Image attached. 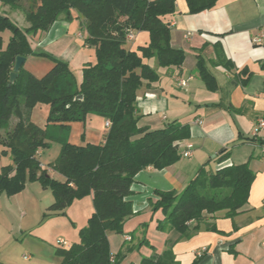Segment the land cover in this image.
Instances as JSON below:
<instances>
[{
  "label": "trees",
  "instance_id": "1",
  "mask_svg": "<svg viewBox=\"0 0 264 264\" xmlns=\"http://www.w3.org/2000/svg\"><path fill=\"white\" fill-rule=\"evenodd\" d=\"M216 2L186 0L189 14L210 10ZM0 3L13 10L23 8L28 24L21 28L8 16L0 15V146L3 147L0 155L9 153L11 158V164L0 170V196L12 197L23 191L27 183L36 182L54 197L44 217L65 216V209L73 201L91 196L93 213L79 230V242L67 249L57 248L55 253L61 258L60 264H121L125 252L110 253L108 234L126 235L123 226L135 215L132 203L127 200L133 193L134 177L147 168L163 170L174 165L181 159L182 141L190 135L188 125L175 121L160 130L138 127L137 92L144 83L150 85L158 80L157 73L145 60L155 58L162 68L179 69L184 64V51L170 45L169 23L165 20L175 11L174 0H0ZM60 18L78 21L86 34L83 45L94 49V62L83 66L80 82L66 62L44 52L35 53L32 48L33 38L48 32ZM5 31L10 32V37L3 47ZM133 31L147 32L148 44L129 50L127 36ZM18 56L40 57L52 67L38 78L26 71L23 64L11 84L9 74ZM218 58L219 62L213 65L232 68L225 58ZM196 68L207 89L216 90L214 77L202 60ZM240 74L249 76L245 69ZM80 95L82 99L77 100ZM37 105L49 108L45 128L29 120ZM90 115L110 122L104 142L79 146L64 140L54 163L49 164L64 181L53 179L36 157L38 150L49 147L45 142L47 125L65 129L70 123L84 122ZM227 157L223 153L219 162ZM254 177L247 163L223 166L214 172L202 167L180 193L154 191L156 201L149 200L148 204L152 212L160 210L164 216L156 229L174 230L181 237H188L206 217L212 219L218 212H224L227 218L234 217L247 204ZM190 222L196 223L192 230L188 227ZM205 229L216 231L213 224ZM143 244L151 247L146 240L139 242V246ZM199 258L192 264H197ZM138 264L176 263L170 250H165L160 255L143 257Z\"/></svg>",
  "mask_w": 264,
  "mask_h": 264
},
{
  "label": "crops",
  "instance_id": "2",
  "mask_svg": "<svg viewBox=\"0 0 264 264\" xmlns=\"http://www.w3.org/2000/svg\"><path fill=\"white\" fill-rule=\"evenodd\" d=\"M174 5V13L165 20L169 23L170 45L184 51V64L179 69L162 68L155 58L145 60L158 80L144 83L137 92L138 127L160 130L174 121L188 125L190 135L182 141L180 151L191 145V156L181 157L163 170L147 168L134 177L133 193L127 200L135 215L123 226L126 235L108 234L110 253L125 252L121 264H138L143 257L160 255L165 250H170L176 264H192L197 257V264H264V129L253 133L257 122L264 121V0H217L212 9L198 14H189L186 0H174ZM0 15L8 16L21 28L28 26L22 9L13 10L0 3ZM131 34L132 39L126 42L129 50L148 44L147 32ZM85 35L78 21L60 18L31 44L35 53L44 52L64 61L74 72L94 62V49L83 45ZM218 57L229 61L232 68L213 65L219 62ZM33 59L42 58L29 57L23 67L35 77H42L52 67L49 62L38 73L29 66ZM199 60L214 77L216 90L207 89L201 79L196 68ZM243 69L249 76L240 74ZM243 80L245 84L240 83ZM48 109L37 105L29 120L45 128ZM105 122L98 115H90L65 129L53 125L65 135L63 140L58 137L59 148L64 140L79 146L104 142ZM59 148L51 161H41V150L36 157L53 179L63 182V176L49 167ZM223 153L228 157L219 162ZM245 163L255 177L247 204L234 217L227 218L224 212L212 219L206 217L188 237L174 230L156 229L164 216L160 210L152 212L148 204L149 200L156 201L154 191L180 193L202 167L214 172L223 166ZM9 164V153L0 155V170ZM47 191L33 182L12 197L0 196V264H60L56 249L79 242V230L93 213L92 197L73 201L65 209V216L44 217L54 203L52 193ZM212 224L216 231H207L206 226ZM195 225L190 222L189 230ZM126 236L130 240H124ZM143 240L151 247L139 246Z\"/></svg>",
  "mask_w": 264,
  "mask_h": 264
},
{
  "label": "rangeland",
  "instance_id": "3",
  "mask_svg": "<svg viewBox=\"0 0 264 264\" xmlns=\"http://www.w3.org/2000/svg\"><path fill=\"white\" fill-rule=\"evenodd\" d=\"M23 8L26 10L27 8V2L23 4ZM22 8L23 17L25 18V13ZM20 20V19H19ZM21 21V20H20ZM10 37V32L5 31L3 34V47H5L8 44V39ZM46 64H49V61L46 59H33L29 61V66H31L34 69H37L38 73H40V69H44ZM73 72V71H72ZM76 79H81V70H76L73 72ZM48 129L45 133V142L48 143L49 147H45L43 149H40L42 152H44V156H42L41 161H51L55 155H57V151L59 148L58 145V137L61 138V140L64 139V133H60L61 131L57 128H55L53 125L49 124ZM46 159V160H45ZM49 191V190H48ZM47 191V194L49 192Z\"/></svg>",
  "mask_w": 264,
  "mask_h": 264
},
{
  "label": "built area",
  "instance_id": "4",
  "mask_svg": "<svg viewBox=\"0 0 264 264\" xmlns=\"http://www.w3.org/2000/svg\"><path fill=\"white\" fill-rule=\"evenodd\" d=\"M127 39H130V40L132 39V34L131 33L127 36ZM179 83H180L181 86H184L185 85L183 81H179ZM196 123L197 124H201V122H199V121L196 122ZM104 127H105V129L107 131L109 129V127H110V122L106 121L105 124H104ZM263 129H264V121L263 120H259L257 122L256 128H255V130L253 132L254 135L257 134L260 130H263ZM191 148H192V146L191 145H188L187 148H186V150H184L183 152H181V157L186 158V157L191 156ZM125 240H130V238L127 237Z\"/></svg>",
  "mask_w": 264,
  "mask_h": 264
},
{
  "label": "water",
  "instance_id": "5",
  "mask_svg": "<svg viewBox=\"0 0 264 264\" xmlns=\"http://www.w3.org/2000/svg\"><path fill=\"white\" fill-rule=\"evenodd\" d=\"M26 58L24 57H16L15 61H14V65H13V70L12 72L9 74V83L13 84L14 81L16 80L17 76H18V72L20 70V68L22 67V65L25 63ZM77 100H81L82 96H77L76 97ZM223 150L219 151V154L222 152Z\"/></svg>",
  "mask_w": 264,
  "mask_h": 264
}]
</instances>
